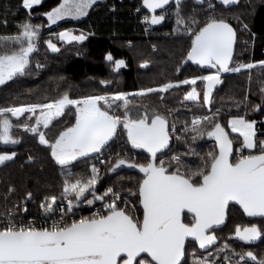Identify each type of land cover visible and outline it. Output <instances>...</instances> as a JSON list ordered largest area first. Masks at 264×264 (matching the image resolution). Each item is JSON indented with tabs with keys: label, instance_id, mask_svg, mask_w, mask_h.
I'll return each mask as SVG.
<instances>
[{
	"label": "snow or ice",
	"instance_id": "obj_1",
	"mask_svg": "<svg viewBox=\"0 0 264 264\" xmlns=\"http://www.w3.org/2000/svg\"><path fill=\"white\" fill-rule=\"evenodd\" d=\"M216 2L226 9L240 4V0ZM41 3L21 0L20 6L29 12V18L15 24V34L0 33V87L6 88L9 82L34 72L39 75L47 67L33 57L39 52L45 25L32 23L31 12ZM98 3L63 0L43 14L47 27L67 18L87 17ZM204 3L194 0L196 5ZM207 4L204 11L208 14L203 18H198L194 7L186 13L185 0H141L136 8L147 28L161 25L172 16L177 38H189L190 46L175 68V81L130 93L109 91L112 81L100 79L102 93L72 98L66 90L43 103L0 106V145H19L21 140L14 129L23 128L62 175L59 195L44 194L38 203L42 210L39 221L24 215L34 199L33 192L26 191L20 202L9 206L16 189L8 188L4 211L0 212V264H264V256L243 248L237 251L227 240L218 245L216 234L225 225L230 206H239L249 218H264V139L257 135L259 131L264 136V121L258 129L257 121L248 118L249 111L264 112V79L256 81V93L252 88L253 70L264 72V60L241 61L235 55L237 36L238 31L250 32L248 24L239 15L217 13L213 0H207ZM0 26L8 27L7 15L0 16ZM93 34L77 29L49 33L47 48L52 53L61 51L52 36L71 45L83 44ZM248 43L244 41V46ZM129 47H133L131 42ZM150 47L156 51L155 45ZM106 61L117 74L127 67L125 59H116L110 52ZM150 63L144 59L138 66L147 70ZM190 63L201 71L184 77L182 72ZM229 73L244 75L248 86L242 102L235 104L237 111L229 112L230 118L222 123L225 113L220 107L212 108L213 93L223 83L222 76ZM198 82L202 86L199 91ZM182 86L190 89L185 90L183 101L200 102L201 107L208 106L210 114H194L178 127L177 119L169 118L178 110L167 107L165 94ZM153 94L160 105L134 102ZM253 94H258L260 103L251 101ZM67 113L71 122L49 136L54 122L69 119ZM120 137L130 146L129 151L148 154L144 162L132 159L123 148L115 150L113 145ZM205 138L215 142L216 150L201 154L192 145ZM174 140L187 150L172 154ZM237 140L238 149L234 150ZM17 156L15 150H0V166L15 162ZM189 156L198 160L195 167L187 162ZM98 158L106 168L105 174H119L118 170L127 168L138 170L139 178L134 185L113 184L101 192L97 185L105 174L95 164L88 175L73 171L74 162ZM27 162L39 163L43 170V159L37 161L29 154ZM85 205L95 210L91 215H77ZM262 237L264 221L235 227V238L245 244H254ZM195 245L202 250L199 254Z\"/></svg>",
	"mask_w": 264,
	"mask_h": 264
},
{
	"label": "trees",
	"instance_id": "obj_2",
	"mask_svg": "<svg viewBox=\"0 0 264 264\" xmlns=\"http://www.w3.org/2000/svg\"><path fill=\"white\" fill-rule=\"evenodd\" d=\"M213 2L216 3L223 13L235 12L231 15H239L248 24L250 32L241 33L238 31L237 37L241 39L242 36H245L246 38L244 39L251 41L252 45L242 46L237 44L235 55L239 58L242 56L246 60H264V0H240L239 7L232 9L223 8L216 0H213ZM20 3L21 0H0V16L7 15V19L9 20L7 28L0 26V33L15 34L13 22H23L28 19L30 14L20 6ZM59 3L60 0H44L41 5L32 9L31 15L35 19L43 18L44 13L58 6ZM140 3L141 0H107L99 2L98 6H95L94 10H90L89 15L84 19L79 21H62L52 27L50 32L74 28L83 30L85 33L94 34L89 35L88 40L83 44L74 42L69 45L62 42L64 47H60V53L46 52L45 50L39 51L34 56V61L38 60L41 64L47 65V67L39 75H36L34 72L28 75L27 78H19L12 81L13 87L11 89H1L0 106L30 102L33 99L42 98L44 95L50 93L58 94L60 75H63L70 81L68 83L69 90L77 88L79 89L77 92L81 96L102 93L104 89L98 83L100 79H112L109 91L123 90L126 92H134L140 87L155 86L165 81H175L177 62L190 46V40L185 35L177 38L176 35L165 34V27L167 25L165 26L164 24L152 26L151 32L145 33V25L141 23L143 15L136 12V8ZM200 7L201 5H197L198 9ZM113 8H115V11H112ZM142 13L147 14V11L142 9ZM198 14L199 18H203L208 13L200 11ZM234 26H236L235 23ZM252 33L255 34L254 38L251 36ZM129 42H131L133 47H129ZM150 45H155L156 51H153ZM166 45L171 46V49L167 50ZM109 52L114 58H123L127 62V67L121 69L118 74L112 68L110 70V64L106 61V54ZM144 59L152 62L150 63V68L147 70L138 66ZM200 71L199 66L190 63L186 66V70L182 72V75L189 77ZM252 75L254 81L252 88L253 92L256 93V81L264 79V72L257 68L253 71ZM116 79L120 81H118V85H116ZM222 80L223 83L214 90L212 108H222L225 113L221 118V122L223 123L230 118L229 112L235 113L237 111L235 104L242 102L248 82L244 75L238 74H225L222 76ZM201 87L198 82V91ZM186 89L187 86H182L179 90L165 94L167 107L178 110L175 111L174 116L169 117L170 120L177 119L178 127H181V121H190L194 114H210L208 106L201 107L200 102L183 101ZM73 94L74 92L70 93L71 96ZM20 99H23V102L19 101ZM251 101L253 103L261 102L258 94H253ZM134 102L151 106L160 105V101L155 94L144 99H137ZM240 111H243V108ZM67 115L69 119L60 118L62 122H54L56 126L48 132L49 136L54 135L65 124L71 122V114L67 113ZM263 117L264 112L249 111L248 118L250 119L259 121ZM258 124L261 127V121ZM14 134L21 140L19 145H0V150L7 148L18 152L15 162H10L7 166H0V212L4 211V196L10 186H14L16 191L8 201L9 206L12 202H20L26 191H32L34 199L28 203V209L32 213L35 211L39 212L38 203L44 194L59 195L62 175L59 168L47 159L46 151L30 133H25L24 130L17 128L14 129ZM230 135L236 136L233 133H230ZM257 135L259 139H264V136H261L260 133H257ZM238 145L239 141H234V150H236ZM192 146L201 154L216 150L215 142L207 138L198 140ZM113 147L116 151H120L123 148L128 156L140 162H144L148 155L143 150L129 151L130 146L125 144L124 137L116 140ZM170 147L172 154H176L177 152L184 153L187 150V146L175 140ZM29 154L35 156L37 161L44 160L43 170H41L39 163L29 164L27 162ZM164 158L167 159L168 157L165 156ZM91 160L84 159L82 163L80 162V165L74 166L73 171L77 174L87 175V164ZM187 162L192 164L193 167L198 164V160L191 156L188 157ZM118 173H109L107 182L116 186L120 184L131 186L139 178L138 170L124 168L118 170ZM235 208H238L243 213L238 206H235ZM229 220L230 215L225 225L220 227L217 232L222 229L226 230ZM224 240H227L228 243L236 244L238 246L236 248L237 251L242 248L243 250L250 249L258 257L264 256V237L256 244H245L238 241L235 238V234L224 238ZM219 242L220 236H218V245L220 244ZM195 248L197 254L202 251L198 249V245H195Z\"/></svg>",
	"mask_w": 264,
	"mask_h": 264
},
{
	"label": "rangeland",
	"instance_id": "obj_3",
	"mask_svg": "<svg viewBox=\"0 0 264 264\" xmlns=\"http://www.w3.org/2000/svg\"><path fill=\"white\" fill-rule=\"evenodd\" d=\"M44 0H42V2H43ZM105 1H107V0H99V2H105ZM61 2H63V0H60V3ZM214 3V2H213ZM185 4L187 5V7L185 8V12L186 13H190L191 12V9L194 7L195 9H196V12L198 13V12H200V11H204L205 9H207V7H208V4H207V0H205V3L203 4V5H201V7L198 9L197 8V5L196 4H194V0H185ZM198 6H200V5H198ZM215 7H216V9H217V13H223L222 12V10L221 9H219L218 8V6L216 5V3H215ZM171 8H172V10H174V4L171 6ZM208 11H211L210 9L208 10ZM233 13H235V12H233ZM233 13H228V14H225V13H223V14H225V15H228V16H233V15H231V14H233ZM157 14H159V13H157ZM29 18V17H28ZM85 18V17H84ZM84 18H82V19H84ZM199 18V17H198ZM82 19H80V20H82ZM67 20H70V21H79V20H73V19H71V18H67L66 20H64V21H67ZM9 21V20H8ZM15 21V20H14ZM17 22H19V21H17ZM16 21L15 22H13V25H15L16 23H17ZM60 22H62V21H59L58 23H60ZM32 23H34V24H44L45 25V27H44V29H43V31H42V33H41V37H42V39H41V42H40V44L38 45V47H39V51H51L50 49H48L47 48V44H46V39L48 38V36H49V33H58V32H50L51 31V29H52V27H54V26H56V25H53L51 28H48L47 27V19H46V16H44L43 18H40V19H35V18H33L32 19ZM141 23H143L144 25H145V23L143 22V19H142V22ZM162 24H164L166 27H165V34H168V35H176L175 33H174V29H175V27H176V25H175V23H174V18L172 17V16H169L167 19H166V21L165 22H163ZM69 29H74V28H69ZM14 31H16V28H14ZM60 31H62V30H60ZM151 32V28H147L146 27V25H145V33H150ZM77 34H79V32H77ZM186 36V35H185ZM187 37V36H186ZM244 38H246L245 36H242L241 37V39H238V43L237 44H240V45H244V41H247V40H245ZM52 40H53V43H56L57 44V46L58 47H61V48H63L64 46H63V44H62V41H60V40H58L55 36H52ZM249 43H248V45H252V42L251 41H248ZM243 43V44H242ZM166 48H167V50H169V49H171V46L169 47V46H167L166 45ZM35 55H37V53H34L33 54V57L35 56ZM241 61H243V62H247V61H249V60H252V59H249V60H246V59H244V57H240L239 58ZM110 70H111V66H110ZM254 71V70H253ZM229 74H231V73H229ZM225 75V74H224ZM237 75V74H236ZM61 76H63V75H60L59 77H61ZM64 77V76H63ZM22 78H27V76L26 77H22ZM109 80V79H108ZM110 80H112V79H110ZM59 81V93L58 94H52V93H50V94H48V95H44L42 98H36V99H33V100H31L30 102H26V103H43V102H46L47 100H50V99H54V98H58V96L59 95H61L64 91H66V90H69V88H68V83L70 82L67 78L65 79V80H58ZM119 80H117L116 79V85H118V83L120 82H118ZM70 85H72L71 83H70ZM140 85H142V84H140ZM219 85H217V87H218ZM13 87V84H12V82H9V86L8 87H0V90L1 89H11ZM141 88H144V87H140L139 89H141ZM79 89H77V88H75V89H70V93L71 92H74V94H73V96H72V98H78V97H80L81 95L80 94H78V91ZM200 90V89H199ZM215 90V89H214ZM131 93V92H130ZM97 94V93H96ZM147 98V97H146ZM19 101H21V102H23V99H20ZM257 121V120H256ZM260 121H264V117L261 119V120H259V121H257V128L258 129H260L261 127H259V124H258V122H260ZM18 129H22L23 130V128H18ZM258 133H260L259 131H258ZM234 134V133H233ZM237 135V134H236ZM236 149H238V146L236 147ZM105 159H106V157H105ZM83 160L84 159H82L81 161H76V162H74V166L75 165H80V162L82 163L83 162ZM94 161H96V159L95 160H91V161H89V163L87 164V169H88V174H90V170H91V166L93 165V162ZM101 173L102 174H105L106 173V168L104 167V166H102L101 167ZM87 174V175H88ZM109 175V173H107V174H105L104 176H103V179L100 181V183L97 185V187H98V189L101 191V192H103L105 189H106V187H108V186H110V185H113L112 183H108L107 182V176ZM230 220H229V222H228V224H227V229L225 230V229H222V230H220V231H218L217 232V236H220V242L219 243H222V242H224L225 240H224V238H228L230 235H234L235 234V227H237V226H241V227H244V226H246V225H250V223H252V222H256V223H261V221H264V220H262V219H260V220H255V221H249V220H247L246 219V217L243 215V213L238 209V208H235V207H230ZM233 247H235V248H237L238 246H236V244H232V243H230ZM250 250V249H249ZM213 251H215V249H213Z\"/></svg>",
	"mask_w": 264,
	"mask_h": 264
},
{
	"label": "built area",
	"instance_id": "obj_4",
	"mask_svg": "<svg viewBox=\"0 0 264 264\" xmlns=\"http://www.w3.org/2000/svg\"><path fill=\"white\" fill-rule=\"evenodd\" d=\"M93 164H95L98 168H100V170H101V167L103 166L101 163H100V159L98 158V159H96V161H94L93 162ZM97 208L99 207V205H97L96 206ZM88 207L85 205L84 206V208L81 210V211H79L78 213H77V215H85V216H87V214H85V211H86V209H87ZM95 209H90V214L89 215H91L92 214V212L94 211ZM41 209H40V211L38 212V211H35L34 213H32L29 209H28V212L26 213V214H24L25 216H26V218L27 219H32V218H36L38 221L41 219Z\"/></svg>",
	"mask_w": 264,
	"mask_h": 264
},
{
	"label": "flooded vegetation",
	"instance_id": "obj_5",
	"mask_svg": "<svg viewBox=\"0 0 264 264\" xmlns=\"http://www.w3.org/2000/svg\"><path fill=\"white\" fill-rule=\"evenodd\" d=\"M244 215H245L246 219L249 221H255V220H260V219L264 220V218H249L246 216V214H244ZM246 226H249V225H246Z\"/></svg>",
	"mask_w": 264,
	"mask_h": 264
},
{
	"label": "bare ground",
	"instance_id": "obj_6",
	"mask_svg": "<svg viewBox=\"0 0 264 264\" xmlns=\"http://www.w3.org/2000/svg\"><path fill=\"white\" fill-rule=\"evenodd\" d=\"M85 214H87V215L90 214V209L89 208L86 209Z\"/></svg>",
	"mask_w": 264,
	"mask_h": 264
},
{
	"label": "water",
	"instance_id": "obj_7",
	"mask_svg": "<svg viewBox=\"0 0 264 264\" xmlns=\"http://www.w3.org/2000/svg\"><path fill=\"white\" fill-rule=\"evenodd\" d=\"M160 10H157V12ZM237 42H238V37H237ZM172 144V143H171ZM171 146V145H170ZM239 207V206H238ZM242 210V209H241ZM227 221V220H226ZM222 227V226H221ZM262 239V238H261ZM261 239L259 241H261ZM259 241L255 242L254 244L258 243ZM244 243V242H243Z\"/></svg>",
	"mask_w": 264,
	"mask_h": 264
},
{
	"label": "crops",
	"instance_id": "obj_8",
	"mask_svg": "<svg viewBox=\"0 0 264 264\" xmlns=\"http://www.w3.org/2000/svg\"><path fill=\"white\" fill-rule=\"evenodd\" d=\"M9 146H12V145H9Z\"/></svg>",
	"mask_w": 264,
	"mask_h": 264
}]
</instances>
